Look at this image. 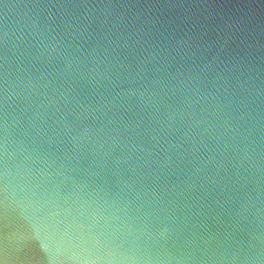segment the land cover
Listing matches in <instances>:
<instances>
[{
	"label": "water",
	"instance_id": "water-1",
	"mask_svg": "<svg viewBox=\"0 0 264 264\" xmlns=\"http://www.w3.org/2000/svg\"><path fill=\"white\" fill-rule=\"evenodd\" d=\"M161 207L264 258V0H0V264H70L41 216L107 264Z\"/></svg>",
	"mask_w": 264,
	"mask_h": 264
},
{
	"label": "clouds",
	"instance_id": "clouds-1",
	"mask_svg": "<svg viewBox=\"0 0 264 264\" xmlns=\"http://www.w3.org/2000/svg\"><path fill=\"white\" fill-rule=\"evenodd\" d=\"M241 103H244V101H241ZM237 119H243V114ZM4 177L3 192L5 201H7L10 188L14 190L15 185H10L7 170H5ZM158 212L168 221L158 230H153L149 224L143 221L136 226L128 222L121 226L124 239L131 237L129 240L130 250L128 252L112 253L107 260V264H224L225 261H228L229 264H264V258L253 261L248 254V251L254 246H250L249 250H243L245 252L243 259L229 257L226 254L227 249L217 254L215 251L210 250L209 245L211 242L208 238L198 237L195 233H191L190 236L183 235L187 225L186 223L177 222L175 209L161 207ZM37 220L39 221V227L46 232L51 243L62 247L65 252L69 253L70 264L71 261H76L77 264H95V261L85 254H72L71 246L57 232L56 225L51 223L47 216L38 217ZM117 230L119 231L120 228ZM181 237H183L182 242ZM124 239L121 240L119 245H116L117 249L124 246ZM169 239H172L173 244L177 245L179 255H173L166 247ZM259 243L260 253L264 256V234H262ZM196 252H200L201 255L197 256Z\"/></svg>",
	"mask_w": 264,
	"mask_h": 264
}]
</instances>
